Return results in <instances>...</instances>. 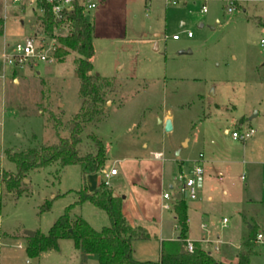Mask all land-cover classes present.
Returning a JSON list of instances; mask_svg holds the SVG:
<instances>
[{"label": "rangeland", "instance_id": "obj_1", "mask_svg": "<svg viewBox=\"0 0 264 264\" xmlns=\"http://www.w3.org/2000/svg\"><path fill=\"white\" fill-rule=\"evenodd\" d=\"M228 6L226 0H178L174 5L163 0H99L88 14L93 23V73L114 80L117 89L107 96L100 119L87 124L81 136L102 140L108 168L115 159L137 157L146 137L157 140L154 116L171 108L175 131L165 137L167 151L181 137L197 136L196 144L182 149L181 168L183 175L194 165L203 170L196 200L184 199L202 212L190 215L191 237L219 242L218 252L207 249L211 256L236 262L240 240L252 228L264 231V48L259 43L264 39V0H232V13L226 11ZM19 9L4 12L0 0V264H98L71 240L59 241V251L28 258L24 231L47 234L67 208L71 218L81 217L95 231L107 227L103 211L86 202L76 204L78 192L84 187L93 192L103 177L111 190L125 195L129 190L119 176L106 179L100 172L83 174L77 164H51L28 172L18 184L20 195L2 182L4 173L11 178L17 173L7 154L65 137L64 126L81 103L74 53L26 65L13 75L3 67L4 45L10 53L28 37L42 38L36 15ZM65 32L61 28L58 34ZM245 127L253 128L255 135L245 144L232 140L231 133ZM199 153L204 161H220L209 165L207 182L208 165ZM244 160L253 165L241 163ZM179 167L176 160L165 162L166 191L167 181L177 187ZM251 196L259 199L248 205ZM202 222L208 234L199 230ZM140 225L149 238L132 243L133 258L139 262L158 260L160 240L179 235L169 221L161 233L152 223ZM249 264H264V244L251 242Z\"/></svg>", "mask_w": 264, "mask_h": 264}, {"label": "trees", "instance_id": "obj_2", "mask_svg": "<svg viewBox=\"0 0 264 264\" xmlns=\"http://www.w3.org/2000/svg\"><path fill=\"white\" fill-rule=\"evenodd\" d=\"M44 13L38 15L36 21L41 30V39H55L56 49L53 57L62 60L70 53L77 55L75 60L76 75L79 80L80 108L64 126L65 137L50 145H42L38 149H29L19 153H8V159L15 165L17 173L14 178L4 173L2 182L9 190H15L20 195L18 184L28 172L39 170L51 164L61 167L77 164L83 174L100 172L105 168V145L99 138L87 135L82 138V132L87 124L96 122L103 115V107L107 96L117 89L115 81L95 75L91 58L93 56L92 33L93 23L88 16L89 11L83 6L75 5L56 18L42 3ZM264 25V23H263ZM65 28V34H58ZM3 20L0 16V35ZM89 203L103 211L109 220V225L100 231H95L81 217H70L67 208L47 234L34 232L32 237L25 236V255L37 258L49 250L59 251V241L71 240L77 250L95 256L98 264H249L250 245L254 242L256 233L252 228L249 235L241 240L242 251L235 263H223L214 259L211 254L194 244L192 253L185 250L187 234L186 204L183 200L175 201L172 212L179 235L176 240H166L160 243L159 257L156 261L139 262L133 258L132 243L137 240H147L149 234L142 225H131L122 213V198L115 196L105 181L101 180L93 192L84 187L78 192L77 205Z\"/></svg>", "mask_w": 264, "mask_h": 264}, {"label": "crops", "instance_id": "obj_3", "mask_svg": "<svg viewBox=\"0 0 264 264\" xmlns=\"http://www.w3.org/2000/svg\"><path fill=\"white\" fill-rule=\"evenodd\" d=\"M192 38V37H191ZM260 43V42H259ZM16 70L11 69V74H15ZM15 80H13L14 82ZM175 93V92H174ZM177 96V93H175V97ZM169 119L171 121L172 125V131L169 133H165L163 131V124L164 122ZM240 122V121H239ZM239 125H242V123ZM154 126L156 127L157 131V140H152L151 138L146 137L143 139L138 148L140 150V153L137 157H134L132 159H115L110 167H106L100 171L102 175L107 174L106 179L109 177H117L119 176L120 181L123 182L126 188H128V193L125 195H121L120 192H114L113 194L115 196H119L122 198V213L126 220L131 225H140L144 222L152 223L153 225H157L159 228V231L161 233L163 226L168 221L172 224L173 228L177 230L175 217L172 212V205L175 201H170V209L169 210H162L161 208V194L162 192H166L165 189V174H164V164L165 162H168L169 160H176L179 162V174H183L182 172V163L180 160V156L182 153V149H186L190 143L194 142L196 144L198 141L197 136H193V138H189L187 136L181 137L178 141L173 142L169 147L170 149L167 151V148L165 146V137L166 135H170L175 131V117L173 115V111L171 108H164L161 114H156L154 116ZM245 144V143H243ZM210 151L209 148H206ZM170 152V153H169ZM155 154H161L160 159L154 158ZM214 154V153H211ZM209 155V154H208ZM199 158L201 159V162H203V165H208V169L206 170L207 173V179L205 181H208V177L210 174V168L209 165L212 163H220L218 160H203V155L199 153ZM231 163H240L236 160L230 161ZM241 163L247 164L245 160ZM251 163V161H249ZM247 164L248 167L252 166L250 164ZM114 165H118L119 169H115ZM260 165H264V161L260 163ZM196 166L201 167L200 165H194L192 169ZM202 168V167H201ZM116 170V175L110 176L108 175V172L110 170ZM192 169L190 170L189 174L191 173ZM221 174V173H219ZM103 180V177L98 179L97 186L99 182ZM167 187L168 189H171V186L173 185L169 184L167 181ZM96 186V188H97ZM225 194L226 191H223ZM178 198V196H175V199ZM251 199L246 200V204H251L253 201L258 200L257 197H250ZM198 204H194L191 207H188L186 205V225H187V234L186 238L187 241L193 242L194 244H198L202 249L208 251L214 250L217 248V250H214L215 252H218L220 250L219 242L212 243L211 241L207 240L206 238H195L191 237V227H190V215L195 214L201 215L202 212H200V209L198 208ZM224 220V219H223ZM199 230L201 232H205L208 234L209 229L207 230V226L205 224L200 223ZM259 232V231H258ZM264 234V231H260ZM165 238V237H163ZM174 239H168V240H176ZM162 241L166 240H160V243ZM240 247H241V240H240ZM208 245V246H207ZM208 251V252H209ZM219 261L223 263H235L223 261L220 259Z\"/></svg>", "mask_w": 264, "mask_h": 264}, {"label": "built area", "instance_id": "obj_4", "mask_svg": "<svg viewBox=\"0 0 264 264\" xmlns=\"http://www.w3.org/2000/svg\"><path fill=\"white\" fill-rule=\"evenodd\" d=\"M163 1L166 3V5H174L178 0ZM226 1L229 2L230 5L227 7L226 11L228 13H232L234 10L233 7H231L232 0ZM1 2L4 12H6L9 8L18 7L20 8V11L29 9L30 12L36 11L38 15H42L44 13V8L42 6L38 7V4L40 5L42 3L49 9L50 13L56 19L60 17L61 14L73 10L75 5L83 6L86 10L90 11L96 7V4L99 2V0H1ZM201 12H206V7L204 5L201 6ZM186 37L191 38L192 34L187 32ZM172 39L178 40V37L174 35L172 36ZM46 40L47 39H40L37 41L35 37H28L23 43L14 44L10 53H6L5 51V49L9 48V46L7 44L4 45L1 55L3 67H9L13 70H21L26 65L48 61V59L53 56L56 49V40L49 39L50 44L47 42L45 43ZM260 47L264 48V39L260 40ZM255 133L256 132L253 128L245 127L239 131L232 132L231 138L234 141L245 143L247 140L251 139ZM154 158L160 159L161 154H155ZM108 175H116V170H110ZM105 177H107V174ZM176 180L178 181L176 188L171 186V189L166 192H162L161 194L162 210L170 209V201H184V199H189L191 201L196 200L198 191L203 186V170L201 167L196 166L192 169L189 175L180 174ZM176 195L178 198L175 199ZM223 222H225V220H223ZM254 243L264 244V234L262 232L256 233ZM185 250L188 253H192L194 250V243L186 240ZM214 250H217V248Z\"/></svg>", "mask_w": 264, "mask_h": 264}, {"label": "water", "instance_id": "obj_5", "mask_svg": "<svg viewBox=\"0 0 264 264\" xmlns=\"http://www.w3.org/2000/svg\"><path fill=\"white\" fill-rule=\"evenodd\" d=\"M180 53L181 54H189L190 52L189 51H182ZM262 65H264V60H263V64ZM255 116H256V113H254V115L252 116V118L255 117ZM239 123L241 124L242 121H240ZM163 131L165 133H169V132L172 131V125H171V121L169 119H167L164 122V124H163ZM24 235L27 236V237H32L34 235V232L26 230V231H24Z\"/></svg>", "mask_w": 264, "mask_h": 264}]
</instances>
